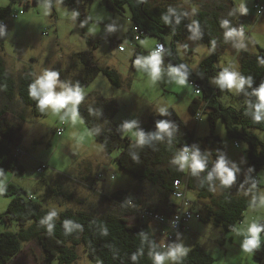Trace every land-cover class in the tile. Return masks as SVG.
Returning a JSON list of instances; mask_svg holds the SVG:
<instances>
[{
  "label": "rangeland",
  "instance_id": "obj_1",
  "mask_svg": "<svg viewBox=\"0 0 264 264\" xmlns=\"http://www.w3.org/2000/svg\"><path fill=\"white\" fill-rule=\"evenodd\" d=\"M177 1L191 14L199 9H219V5L226 4L224 10H220L223 20L229 21L230 14L233 13L235 28L240 30L237 28L239 25L245 27L242 39L225 40L224 30L218 46L214 48L196 38L186 40L188 48L192 49L190 53L183 43L176 45L180 58L194 71L200 68L206 58L216 55V66L220 69L217 75L211 78V85H218L216 77L226 66L241 75L238 48L250 54L259 53V49L264 48V12L258 14L255 8L257 0H232L231 3L227 0ZM10 3L11 0H0V8ZM25 4H12V13H19L21 10L24 12L16 19L8 14L4 18L6 26L3 33H0V57L4 60L8 72L17 81L29 68H33L36 77L43 69L49 68L60 72L62 81L74 85L77 80L87 77L93 71L96 72L97 68H115L121 75L120 87L113 85L107 75L100 71L81 88L87 103L93 101L97 94L116 101L118 113L113 117V121L122 128L123 135L131 137L135 144H138L135 136L132 132H127L123 125L135 120L137 124L133 132L139 131L138 125L146 122L149 116L160 112L161 108L173 107L195 132L196 137L210 134L208 112L204 113L200 109L201 118L190 108L192 99H202L203 95L196 93V88L188 79L183 86L175 84L168 72L169 67L175 65L167 59L165 53H162L160 79L156 82L151 81L146 69L138 66L134 68L135 51H141L140 57L149 56L158 38L147 35L135 42L132 37L127 36L134 23L128 5L124 9L114 11L104 0H83L81 8L84 19L81 20L77 16L73 18V7L61 0L56 1L54 6L46 0L38 4L31 1L29 6ZM44 4H49L50 8L45 9ZM86 37L90 38V41ZM95 42H98L96 48L93 47ZM241 42L243 47H237ZM120 46H123L124 50H120ZM83 54L89 59V65L94 64L96 70L90 71ZM241 93L242 90L233 92L226 88L219 95V99L226 106L239 108L243 101ZM4 107L9 110L7 116L17 120L21 126L19 151L22 153L20 161L24 172L13 173L5 170L0 174V212L7 209L12 199V196L1 193L3 186L9 182L24 187L29 195L43 197L45 206L55 210L57 214L71 208L104 215L110 211L111 203L100 194L101 192L112 195L119 190L132 189L138 184L145 186L144 181L141 182L132 173L124 170L116 161L121 150L116 149L108 154L80 114L75 123L68 117L61 120L60 116L52 114L51 111L43 116H36L32 108L25 106L18 98V93L13 100H9L0 90V110ZM20 116H23V119ZM63 124L64 132L58 135L57 129ZM252 131L264 141V130L253 128ZM216 134L222 140L228 167L235 165L238 169L235 172L236 179L230 185L231 192L249 199L258 195L260 200L247 208L243 221L232 231L228 232L222 226L193 218L186 228L176 234L171 244H182L188 250L201 245L214 256L215 261L212 264H258L254 249L250 253L242 250L245 236L241 230L246 229L253 221H264V167L256 174L250 173L248 143L229 137L222 118L217 122ZM40 162L48 166L42 172L37 169ZM185 171L188 173L189 169ZM255 178L259 179V183L255 184L254 190ZM58 182L64 183V189L72 192L74 198L52 194L49 188ZM185 193L192 202V208L195 206L196 210H202V207L210 202L209 199L200 198L196 190L187 186ZM215 193L217 196L222 193L218 185L215 187ZM175 201L180 203L177 199ZM128 205L135 207L130 203ZM138 216L136 212L129 217V221L135 222ZM148 219L146 222L151 224L158 240L166 242L168 232L161 235L159 230L155 229L156 223ZM19 228L17 221L8 223L0 219V233L8 230L18 231ZM260 235L262 243L264 232ZM77 252L78 258L72 264H94L83 245L77 246ZM57 263L55 258L52 264ZM12 264L50 263L44 258L39 243L31 241L23 243L18 258L14 259Z\"/></svg>",
  "mask_w": 264,
  "mask_h": 264
},
{
  "label": "trees",
  "instance_id": "obj_2",
  "mask_svg": "<svg viewBox=\"0 0 264 264\" xmlns=\"http://www.w3.org/2000/svg\"><path fill=\"white\" fill-rule=\"evenodd\" d=\"M31 1L38 4L44 0H11L9 5L0 8V21L4 20L8 14H13V3H26L25 5L29 6ZM46 1L54 6L58 0ZM61 1L73 7L77 18L84 19L81 8L83 0ZM227 1L232 2V0ZM261 1L257 0L256 4ZM104 2L114 11L124 9L128 5L134 25L145 31L143 37L152 35L164 41L166 46L164 52L167 59L175 66L180 63L185 64L189 71L187 79L190 84L191 81L199 84L201 92L196 93L203 95L202 99L198 97L192 99L190 108L198 114L202 112L201 106L206 107L203 112H208L210 134L205 137H196L195 132L187 126L179 113L170 107L166 109V114L158 112L149 116L146 122L138 125L139 131L144 132L147 142L143 145L135 144L131 137L123 135L122 128L113 121V117L118 113L116 101L103 98L98 94L93 101L88 103L86 99H83L78 106L79 114L94 137L108 154L120 149L121 152L116 157L118 164L141 182L144 181L145 186L141 187L138 184L132 189L119 190L112 195H105L100 190V194L111 203L108 213L97 215L87 210L68 208L57 214L54 218V229L49 233L47 226L41 224L42 218L51 211L45 206V199L38 197L39 195H29L24 187L14 182L7 183L1 189V193L12 196V199L7 209L0 212V219L8 223L17 221L20 228L18 231L8 230L0 233V264H10L21 252L23 243L31 241L39 243L44 258L50 264L55 258L58 261L57 264H72L78 258L77 246L79 245L85 247L89 259L94 264H154L149 256V251L153 244L163 250L162 244L157 241L153 228L146 222L148 219L138 216L132 223L129 221V217L140 212L138 209H142L158 212L164 215L166 220H170L177 211L178 205L172 196L176 179L187 182L188 188L196 190L200 198L210 200L202 207V210H199V219L222 226L228 232L234 230L236 225L243 221L247 208L257 204L260 200L258 195L254 199L236 196L231 192L230 185H223L215 175L209 181L207 175L221 156L227 161L222 140L216 134L219 118L224 120L229 137L248 143L250 173L256 174L264 167V141L252 131L253 128L264 130V121H253L251 112L255 109L254 107L250 109V105L254 106L257 102V97L252 94L253 91L264 83V63H261L264 60V48H260L259 53L256 54H250L246 50L238 48L241 75L246 78L250 76L253 83L250 86L246 84L242 90V106L239 108L231 105L226 106L219 99L223 89L219 84L214 86L210 83L211 78L216 76L220 69L216 66V55L213 54L206 58L200 68L194 71L180 58L176 47L181 42L188 53L192 52V49L187 46L188 38L203 41L210 48L218 46L219 40H221L220 36L225 30L221 27L223 20L221 11L224 10L226 4L219 5V9H199L191 14L177 0H104ZM170 7L175 9V13L170 16V22L166 23L162 16L168 12ZM22 11L24 12V10ZM177 17H179V23L176 22ZM233 17V13L230 14L229 27L235 28ZM190 26H195L197 31L193 32ZM239 27L240 25L237 28L239 29ZM132 30L128 32L127 36H132ZM86 38L90 41V38ZM97 46L98 42H95L93 47ZM140 55L141 51L137 49L134 53L133 64ZM83 56L88 62L90 71L96 70L94 64L89 65V59L85 54ZM134 68H136L135 64ZM100 71L107 75L113 85L121 86L119 71L111 67L97 68L96 72L93 71L87 77L77 80L74 85L87 84ZM34 79L35 71L33 68H29L22 73L17 81L8 72L4 60L0 57L1 92L9 100H13L18 93V98L25 106L32 108L34 115L43 116L45 113H41L37 109L36 101L29 96V85ZM8 112L6 107L0 110V174H3L5 170L22 173L24 172L20 161L22 153L19 151L21 126L17 120H12L7 116ZM20 117L23 119V116ZM197 117L199 116L197 115ZM159 121L170 123L171 136L164 133L162 138H152L153 134L158 132ZM236 144L238 145V143ZM185 147L192 151H199L202 156L208 157L207 168L199 175H193L190 169L188 173L185 170H179V166L172 162L174 156ZM38 168H42L40 170L42 172L48 166L40 162ZM112 177L114 176L112 175ZM257 183H259V179L255 178L253 181L254 190ZM217 185L222 189L219 196L215 193ZM64 187V183L58 182L49 189L55 196L74 198V194L65 190ZM130 202H134V208L128 205ZM65 221L76 224L78 227L68 231L64 227ZM260 223H264V221ZM187 224L188 222L182 229L186 228ZM166 227L168 228L167 225ZM143 237H147V239H143ZM133 255L137 259L133 260ZM254 257L258 264H264V241L260 247L254 249ZM214 261V256L207 249L196 245L188 250L179 264H212Z\"/></svg>",
  "mask_w": 264,
  "mask_h": 264
},
{
  "label": "clouds",
  "instance_id": "obj_3",
  "mask_svg": "<svg viewBox=\"0 0 264 264\" xmlns=\"http://www.w3.org/2000/svg\"><path fill=\"white\" fill-rule=\"evenodd\" d=\"M45 9L50 8L49 4H44ZM242 11H247V9H242ZM175 13V9L169 8L168 12L162 16L163 21L170 22V16ZM77 13H72L74 18ZM179 23V17L176 20ZM221 27L225 31V40L233 38L243 37V30H237L236 28L229 27L228 20L221 21ZM193 32L197 29L195 26H190ZM3 27L0 26V33H2ZM92 31V29H91ZM237 47H243V43L236 45ZM164 52V45H159L154 51L150 53L147 57H139L134 61V64L138 67L147 70V75L150 77L152 82H156L160 79L162 72V53ZM264 63V60L261 61ZM169 75L172 80L175 81L176 85H185L189 71L185 64L180 63L175 67H169ZM216 83L220 85L222 89L227 88L233 92H240L244 89L245 85H251L253 83L252 78L244 77L240 75L237 71L230 69L229 67H224L222 71L219 72L216 77ZM257 97V102L254 106L250 105V109L254 107V111L251 112L252 120L255 122L264 121V83L260 87L256 88L253 93ZM29 96L36 101V107L41 113H46L51 111L52 114L60 116L63 120L65 117L71 119L73 123L76 122L79 116L78 106L84 99V93L79 84L71 85L64 82L60 78V72L45 68L42 70L39 76H37L34 81L29 85ZM161 113L166 114V109L161 108ZM137 121L132 120L126 122L123 127L127 132H132L136 138L138 144H145L146 137L143 131H134ZM170 123L168 121L158 122V132L153 134V139L162 138L164 133L171 136ZM174 164L179 166V170L190 169L193 175H199L207 168L208 157L202 156L199 151H190L188 147H185L182 151L177 153L172 161ZM238 171L235 165L228 167L227 161L223 156L216 162L212 171L208 172L207 180L211 181L215 175L220 182L229 186L236 179L235 172ZM57 216L55 210L49 211L41 220V224L46 225L48 232L51 233L54 229V218ZM64 227L71 231L74 227L78 225L73 224L69 221L64 222ZM245 236L242 242V250L244 252H252L253 249L260 247L261 244V233L264 232V223H259L253 221L248 224L246 229L241 230ZM147 239V237H143ZM155 244L151 246L149 251V256L153 260L154 264H179L181 258L184 257L188 249L182 244L172 245L166 249L161 250ZM135 260L137 257L132 256Z\"/></svg>",
  "mask_w": 264,
  "mask_h": 264
},
{
  "label": "built area",
  "instance_id": "obj_4",
  "mask_svg": "<svg viewBox=\"0 0 264 264\" xmlns=\"http://www.w3.org/2000/svg\"><path fill=\"white\" fill-rule=\"evenodd\" d=\"M255 8L258 9V14H262L264 12V0H262L261 2H259V4L255 5ZM23 13V11L21 10L19 13L15 12L12 14L13 18H18L19 15ZM0 26L5 27L6 26V22L5 20H1L0 21ZM133 32H132V39L136 42L139 41L144 35H145V31L143 29H141L139 26L134 25L132 28ZM240 30H243V32L245 31V27L244 26H240L239 27ZM163 44L164 45V51L166 50V46H165V42L162 40H159L156 45L154 50L159 46ZM120 50H124L123 46L119 47ZM153 50V51H154ZM191 84H193L196 87V92L200 93L201 91V87L199 84L194 83V81H191ZM206 107L201 106V109H203L202 111H204ZM199 117H201L202 112H199L197 114ZM64 124L61 127H58L57 129V133L58 135H62L64 132ZM190 151H192L189 148ZM42 168H38V170H41ZM185 186L188 187L187 182H183L179 179H176L174 181V191L172 193V196L174 199H177L180 201V203L178 202L177 205V211L173 214V216L170 218V220H166L165 216L158 213V212H151L148 210H142V209H138L140 212H138L139 217L141 218H150L153 222H157V223H161L164 225L168 226V230L169 232L166 234V242L162 244V247L164 249L170 247L171 243L175 240L176 238V234L185 226V224L187 222H189L192 218H200V211L199 210H193V208H191L192 206V202L191 200H189L186 197V193H185ZM130 204L133 206L134 202H130ZM149 220V219H148Z\"/></svg>",
  "mask_w": 264,
  "mask_h": 264
},
{
  "label": "crops",
  "instance_id": "obj_5",
  "mask_svg": "<svg viewBox=\"0 0 264 264\" xmlns=\"http://www.w3.org/2000/svg\"><path fill=\"white\" fill-rule=\"evenodd\" d=\"M133 26H134V23H133ZM133 28V27H132ZM130 30H132V29H130ZM159 41V39L156 41V43ZM156 43H155V45H156ZM155 48V47H154ZM154 50V49H153ZM152 50V51H153ZM163 53H165V52H163ZM166 54V53H165ZM35 78H36V72H35ZM195 207V206H194ZM154 223H156V226H155V229L157 230H159V232L161 233V235H164V232H169V230H168V228L166 227V225L164 226V225H162V224H157V222H154ZM151 225V224H150ZM152 227V226H151ZM154 230V229H153ZM155 232V231H154ZM156 234V233H155ZM156 236H157V234H156ZM157 241L160 243V244H162V243H165L163 240L162 241H159L158 240V237H157ZM172 245V244H171ZM19 255V254H18ZM18 255L14 258V259H17L18 258ZM14 259H13V261H14ZM13 261L11 262V263H13ZM10 263V264H11Z\"/></svg>",
  "mask_w": 264,
  "mask_h": 264
}]
</instances>
